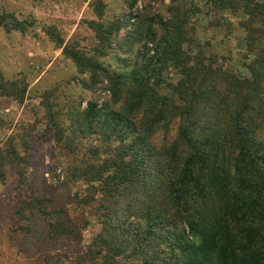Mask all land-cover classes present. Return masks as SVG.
Returning <instances> with one entry per match:
<instances>
[{
  "label": "trees",
  "instance_id": "16d2710c",
  "mask_svg": "<svg viewBox=\"0 0 264 264\" xmlns=\"http://www.w3.org/2000/svg\"><path fill=\"white\" fill-rule=\"evenodd\" d=\"M178 2L170 0L166 17L145 6L112 25L87 22L99 45L91 56L44 29L88 77L81 84L101 82L108 98L65 113L47 100L56 168L75 191L68 205L53 207L27 188L15 214L38 216L52 240L80 244L88 230L77 264H264V0H209L213 13L231 12L247 32L253 59L244 80L194 56L192 12ZM103 7L96 5L98 20ZM29 25L0 17L6 32ZM113 41L132 55L116 56L119 71L100 62ZM16 85L0 91L22 103ZM26 163L9 139L0 147V181L9 166L18 187L26 185Z\"/></svg>",
  "mask_w": 264,
  "mask_h": 264
},
{
  "label": "rangeland",
  "instance_id": "374dc122",
  "mask_svg": "<svg viewBox=\"0 0 264 264\" xmlns=\"http://www.w3.org/2000/svg\"><path fill=\"white\" fill-rule=\"evenodd\" d=\"M98 3L104 6L100 20L95 14ZM178 3L192 12L188 30L194 56L201 54L214 72L228 73L239 80L250 79L247 67L253 56L245 44L247 32L240 18L228 11L213 13L209 0ZM169 5L170 0H0V17L11 14L18 21L30 23L25 33L6 32L0 27V84L16 82L18 91H24L22 103L0 91V147H6L12 139L16 150L27 158L26 185L18 187L15 171L9 166H5L4 181H0V264H43L57 259L72 264L90 237L86 230L81 231L80 244L69 239H48L38 216L19 219L15 214L21 197L31 192L27 188L53 207L68 205L75 191L64 184L65 174L56 168L60 162L53 138L47 132V100L54 111L60 109L65 113L78 104L82 109L88 100L100 104L108 98L101 82L91 86V90L81 84L88 77L77 72L44 29L54 27L65 43L91 56L99 45L87 22L112 25L145 6L166 17ZM123 35L121 31L119 37ZM108 53L100 62L112 71L120 69L117 55L132 58L129 53L120 54L115 41ZM160 139L161 135H157L154 144H159Z\"/></svg>",
  "mask_w": 264,
  "mask_h": 264
}]
</instances>
